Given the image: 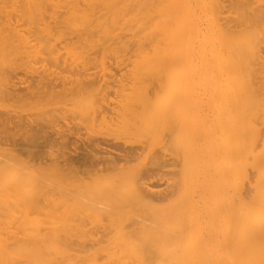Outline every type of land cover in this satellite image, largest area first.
<instances>
[{
  "label": "rangeland",
  "instance_id": "374dc122",
  "mask_svg": "<svg viewBox=\"0 0 264 264\" xmlns=\"http://www.w3.org/2000/svg\"><path fill=\"white\" fill-rule=\"evenodd\" d=\"M57 3L47 0L49 12L37 20L50 28L22 31L28 44L20 33L7 32L14 49L0 38V237L57 235L71 239L79 261L93 252L95 264H114L106 246L117 239L170 241L174 255L192 241L195 254L231 264L232 246L220 234L235 212L234 193L248 184L228 169L229 147L218 144L228 126L221 130L217 118L226 113L217 115L207 100L217 94L219 78L203 73L180 47L138 44L130 33L81 32L85 22L64 15L69 0ZM249 8L262 9L264 20V0H249ZM73 129L82 135L81 156L84 145L104 137L123 150L137 148V155L126 160L98 150L100 164L86 161L75 171ZM29 135L40 146L28 143ZM24 146L41 154L32 158ZM156 158L162 162L153 167ZM150 251L158 254L156 246ZM163 256L161 264H173Z\"/></svg>",
  "mask_w": 264,
  "mask_h": 264
},
{
  "label": "bare ground",
  "instance_id": "6f19581e",
  "mask_svg": "<svg viewBox=\"0 0 264 264\" xmlns=\"http://www.w3.org/2000/svg\"><path fill=\"white\" fill-rule=\"evenodd\" d=\"M13 1L8 9L7 5L0 6V17L5 16V20L0 21V33H6L0 38L10 49L18 45L8 37L7 32L20 33L21 42L28 44L29 39L22 31L39 32L50 28L47 23L37 21L44 19L49 12L50 4L46 5L47 0ZM48 1L53 6L58 5L59 2V0ZM250 8L249 0H69L64 10L67 19L85 22L81 32L102 30L115 34L116 37L122 33H130L134 36L133 41L138 44L180 47L185 50L183 55L187 60L193 58L198 60L202 65L203 73L209 76L214 74L219 78L217 94L212 97L208 94L211 98L207 100L209 107L211 106L216 114L226 113L217 118L222 127L220 129L224 131L228 129L226 134H220L218 144L222 148L226 145L229 147V150L225 148V156L231 160L228 169L233 171L234 175L240 173L248 184L245 191L239 190L234 193L235 212L232 214L230 224L227 222L220 234L232 246L233 252L227 255V260H230L231 264H264V20L262 9ZM225 18H232L234 23H229ZM26 19L36 24H27ZM24 25H26L25 29L22 28ZM5 90L7 92L8 89ZM212 98L215 102L211 105ZM226 125L228 128L225 130ZM35 129L37 127L33 128ZM74 130L76 129L72 130V136L75 137L72 169L75 171L80 169L81 164L85 167L86 161L92 165L101 160L99 153L96 154L98 150L113 152L117 154L116 157L126 160L138 152L137 148L123 150L121 146L119 147L121 151H118L117 143H111L109 137L108 139L102 137L103 139H99L101 141L92 140L90 145L83 143L85 152L81 156L79 154L81 144H78L77 139L82 135ZM61 132L56 131L64 140V133ZM25 139L33 146L39 145L34 135H29ZM112 146H116L117 151ZM13 150L9 148L8 153L10 156H17ZM24 151L32 158L34 156L37 158L41 154V151L30 146L25 147ZM112 155L108 158L111 162L117 159ZM202 155L204 158L207 156L204 153ZM161 162V159L156 158L152 166H160ZM101 165L103 167V164ZM191 242L186 241L183 244L179 255L168 252L172 247L170 241L153 243L152 239L147 237L139 241L117 239L113 241L114 245L108 244L106 249L109 255L115 256L114 264H161L165 257L163 255H167L166 258L173 264H216L209 260V256H203L201 252L198 254L192 252L190 248L195 249V246ZM204 242L205 239H201L200 245ZM152 246H156L158 254L152 255L150 251ZM128 252L135 257L125 259L128 257L125 253ZM78 256V253L72 252L71 239L57 235L36 238L0 237V264H49L51 260H55L57 264H95L96 262L93 252L85 251L81 261L77 259Z\"/></svg>",
  "mask_w": 264,
  "mask_h": 264
}]
</instances>
